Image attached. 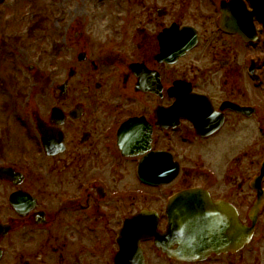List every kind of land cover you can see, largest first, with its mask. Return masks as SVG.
Returning a JSON list of instances; mask_svg holds the SVG:
<instances>
[{"label":"flooded vegetation","instance_id":"flooded-vegetation-1","mask_svg":"<svg viewBox=\"0 0 264 264\" xmlns=\"http://www.w3.org/2000/svg\"><path fill=\"white\" fill-rule=\"evenodd\" d=\"M252 2L96 0L95 36L86 17L67 23L72 61L45 92L37 69L0 71V264H264ZM188 189L198 225L225 219L226 202L251 241L183 257L171 204Z\"/></svg>","mask_w":264,"mask_h":264},{"label":"rangeland","instance_id":"rangeland-1","mask_svg":"<svg viewBox=\"0 0 264 264\" xmlns=\"http://www.w3.org/2000/svg\"><path fill=\"white\" fill-rule=\"evenodd\" d=\"M96 4V0H0V44L8 33L9 40L20 36L14 42L13 39L10 40V43L17 45L5 41L4 48L0 46V71L7 77L20 69L19 63L21 69H27L29 64H33L37 74L43 72L42 83H39L37 89L45 92L47 78L44 76L49 70H57L52 74L54 76L60 73L58 69L62 71L63 67L72 61L65 55L66 48L61 47L66 43V39L63 41L64 37L70 38L71 43L73 30L68 33L67 23L74 21L73 24L77 25L80 18L82 20L86 17L87 21L92 22L91 27L86 25L87 31L90 30L91 36L94 37L98 22L95 18ZM91 14L92 17L88 18ZM74 49H69L68 54L72 56ZM10 57L16 58L13 59V68L12 64L10 65ZM41 108L45 111V106Z\"/></svg>","mask_w":264,"mask_h":264},{"label":"water","instance_id":"water-1","mask_svg":"<svg viewBox=\"0 0 264 264\" xmlns=\"http://www.w3.org/2000/svg\"><path fill=\"white\" fill-rule=\"evenodd\" d=\"M264 2V0H260ZM227 220L223 221L224 231L220 236L213 234V231L204 230L205 222L202 225L194 227L186 234H181V239L188 241L194 251L204 249V247L212 246L217 242V238L221 237L225 242L228 241L230 249L241 247V245L251 236V228L240 225L235 215L226 207ZM174 230V227L172 228ZM176 236V235H173ZM197 252V251H196Z\"/></svg>","mask_w":264,"mask_h":264}]
</instances>
